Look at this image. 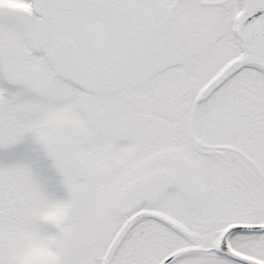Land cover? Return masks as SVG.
I'll use <instances>...</instances> for the list:
<instances>
[{
	"label": "snow or ice",
	"instance_id": "6c2138e0",
	"mask_svg": "<svg viewBox=\"0 0 264 264\" xmlns=\"http://www.w3.org/2000/svg\"><path fill=\"white\" fill-rule=\"evenodd\" d=\"M0 264H264V0H0Z\"/></svg>",
	"mask_w": 264,
	"mask_h": 264
}]
</instances>
